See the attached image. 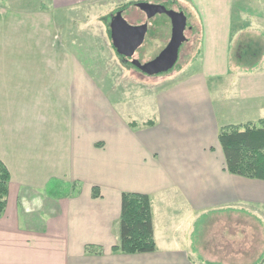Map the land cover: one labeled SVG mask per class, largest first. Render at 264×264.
<instances>
[{
    "label": "crops",
    "instance_id": "0c3cea01",
    "mask_svg": "<svg viewBox=\"0 0 264 264\" xmlns=\"http://www.w3.org/2000/svg\"><path fill=\"white\" fill-rule=\"evenodd\" d=\"M88 1L0 0V162L10 176L0 264H256L264 181L229 174L217 141L223 126L264 118V60L248 73L230 65L233 1L214 13L219 0H186L199 48L155 96L144 118L153 124L130 129L106 114L96 135L76 105L80 79L57 25L59 11ZM122 193L150 197L154 253L111 252ZM251 219L261 250L242 260Z\"/></svg>",
    "mask_w": 264,
    "mask_h": 264
},
{
    "label": "rangeland",
    "instance_id": "374dc122",
    "mask_svg": "<svg viewBox=\"0 0 264 264\" xmlns=\"http://www.w3.org/2000/svg\"><path fill=\"white\" fill-rule=\"evenodd\" d=\"M209 1L213 2V0ZM219 1L218 4L216 2L217 6H212L214 13L222 6V0ZM232 1L230 65L242 73L253 72L260 61L264 60V0ZM127 2L123 0L80 2L74 7L58 12L59 42H62L66 48V60L70 58L75 63V72L80 79L81 97L76 105L81 109L82 119L91 121V125L85 126L87 129L90 127L94 135L97 134L94 125L103 129L106 114H112L114 119L126 121L130 129H134L132 123L137 127L142 124L147 126L144 118L150 115L155 96L179 80L181 71L185 70L186 64L196 57L199 48L197 19L189 11L190 7L186 0L128 2L162 4L168 10L182 12L187 20L184 33L187 41L180 47L178 60L173 69L165 74L151 77L141 74L116 54L109 37L110 17L115 15L121 6L128 4ZM122 17L131 26L146 21L144 14L133 6L122 11ZM149 23V31L144 43L133 56V59L141 64L153 60L165 48L170 38V23L165 16L157 15ZM189 72L196 73V67H188ZM142 121L144 122L141 123ZM82 189L83 186L80 190ZM62 190L61 193L66 192ZM255 216L264 224L262 212L255 211ZM244 219L246 218L242 216V224L245 222ZM250 226L253 230V232L250 230L252 232L250 237L245 238L243 227L240 234L241 250L246 252L242 253V260H249L261 250L262 239L259 233L258 236L256 235L258 223L251 219ZM218 229L212 232L213 239L219 237ZM229 248L231 247L229 246L228 250Z\"/></svg>",
    "mask_w": 264,
    "mask_h": 264
},
{
    "label": "trees",
    "instance_id": "16d2710c",
    "mask_svg": "<svg viewBox=\"0 0 264 264\" xmlns=\"http://www.w3.org/2000/svg\"><path fill=\"white\" fill-rule=\"evenodd\" d=\"M136 3L121 6L124 11ZM166 8V7H165ZM153 122H147L151 126ZM136 128L135 123L131 124ZM217 141L224 158L225 170L234 176L264 181V118L256 123L228 125L219 128ZM10 176L0 162V218L6 208ZM99 197L97 187L92 188V198ZM156 251L153 237L152 202L148 195L122 193L119 217V241L111 248L112 253L125 255L147 254ZM85 253L101 255L100 247L86 246ZM264 262V253L256 264Z\"/></svg>",
    "mask_w": 264,
    "mask_h": 264
},
{
    "label": "water",
    "instance_id": "95a60500",
    "mask_svg": "<svg viewBox=\"0 0 264 264\" xmlns=\"http://www.w3.org/2000/svg\"><path fill=\"white\" fill-rule=\"evenodd\" d=\"M135 7L145 15L146 20L157 15L165 16L170 23V38L165 48L153 60L141 64L138 60L132 59L131 65L149 77L171 71L177 63L180 47L187 41L184 35L187 25L185 15L182 12L168 10L160 4L139 2ZM108 28L113 49L119 57L125 59L134 56L144 43L147 33V24L131 26L123 19L121 11L111 17Z\"/></svg>",
    "mask_w": 264,
    "mask_h": 264
},
{
    "label": "flooded vegetation",
    "instance_id": "af4514ba",
    "mask_svg": "<svg viewBox=\"0 0 264 264\" xmlns=\"http://www.w3.org/2000/svg\"><path fill=\"white\" fill-rule=\"evenodd\" d=\"M136 5V4H135ZM160 5H162V4H160ZM164 6V5H163ZM165 7V6H164ZM167 9V8H166ZM117 13V12H116ZM115 13V14H116ZM112 17V16H111ZM111 17H110V19H111ZM144 17H145V15H144ZM156 18V16L154 17V18H152V19H150V20H146L145 22H141L140 24H137V25H135V26H140V25H143V24H147V33H148V31H149V25H150V21L151 20H153V19H155ZM146 19V18H145ZM146 33V34H147ZM122 58V57H121ZM126 63H130L131 64V60L133 59V57L131 58V59H125V58H122Z\"/></svg>",
    "mask_w": 264,
    "mask_h": 264
}]
</instances>
